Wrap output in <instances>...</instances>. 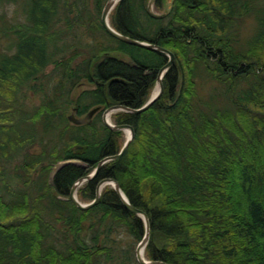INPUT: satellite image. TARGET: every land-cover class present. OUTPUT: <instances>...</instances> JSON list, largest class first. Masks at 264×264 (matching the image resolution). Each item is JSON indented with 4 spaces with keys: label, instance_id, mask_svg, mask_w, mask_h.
Returning <instances> with one entry per match:
<instances>
[{
    "label": "trees",
    "instance_id": "obj_1",
    "mask_svg": "<svg viewBox=\"0 0 264 264\" xmlns=\"http://www.w3.org/2000/svg\"><path fill=\"white\" fill-rule=\"evenodd\" d=\"M107 1L0 0V264H141L134 246L145 221L113 185L88 208L69 197L124 144L104 109L142 106L169 60L111 36L101 23ZM165 3L119 0L110 13L115 30L175 61L147 109L113 114L134 137L77 196L91 201L100 180L116 179L149 216L148 259L264 264V0H172L154 12L163 16L150 14ZM11 5L22 18L8 17ZM199 77L222 91L201 95ZM95 106L89 122L70 120L72 107ZM65 158L86 165L51 176Z\"/></svg>",
    "mask_w": 264,
    "mask_h": 264
},
{
    "label": "water",
    "instance_id": "obj_2",
    "mask_svg": "<svg viewBox=\"0 0 264 264\" xmlns=\"http://www.w3.org/2000/svg\"><path fill=\"white\" fill-rule=\"evenodd\" d=\"M119 0H108L102 10V14H101V23L104 26L105 30L113 37L132 44V45H136L139 47H143L146 49H150V50H155V51H159V52H163L165 54H167L169 56V60L168 62L159 70L158 76H157V82H159V90L155 95H151L150 98L140 107H130L124 104H114L110 107H107L104 112H103V121L109 125L110 127H112L113 129H130V135H128L126 141L124 142L121 150L118 153L115 154H110L107 155L105 157H103L97 164L96 168L89 174L80 177L71 187L70 189V198L76 203V205H78L80 208H88L91 207L93 205H95L101 196V191L103 188L104 183L106 182H111V184L114 186V188L116 189V191L118 192L120 198L122 199L123 203L132 211L138 213L145 221V234L143 236V238L140 240V242L138 243L137 247H136V257L138 259V261L141 264H173L161 259H148L144 256V250L145 247L147 245V242L149 240L150 237V221H149V216L147 214L146 211H144L143 209L133 205L128 197L126 196V194L123 192V190L120 187L119 182L111 177H106L103 178L102 180L99 181L97 187H96V195L95 197L91 200V201H87V202H83L81 201L78 196H77V190L78 187L85 181L88 179L93 178L94 176H96V174L98 173V171L100 170L101 166L108 160L110 159H116L119 158L127 149L130 141L133 139L134 137V128L132 125L128 124V123H112L110 121V119H108L107 117V113L108 112H112L113 110H125V111H132V112H140L143 111L145 109H147L163 92L164 90V83H163V75L166 72V70L174 63L175 61V55L172 51H170L169 49H166L162 46L159 45H155L152 43H148V42H144V41H140L134 38H131L129 36L123 35L120 32H118L117 30H115L109 22V17H110V13L112 12V10L114 9V7L116 6V4L118 3ZM150 14H152L153 16L156 17H161L163 16V14H156L154 12H152V7H150L149 9ZM99 106H95L93 108H91L87 113H85L83 116H77L76 112H77V107H75V112L69 114V118L72 122L74 123H86L89 122L92 119V116L95 114V112L97 110H99ZM78 163L81 165H86V163L81 160V159H77V158H65V159H61L58 160L52 169L51 172V176H53L55 174V172L64 164L66 163ZM67 198V197H65Z\"/></svg>",
    "mask_w": 264,
    "mask_h": 264
},
{
    "label": "rangeland",
    "instance_id": "obj_3",
    "mask_svg": "<svg viewBox=\"0 0 264 264\" xmlns=\"http://www.w3.org/2000/svg\"><path fill=\"white\" fill-rule=\"evenodd\" d=\"M171 1L172 0H166V3L164 4V10L163 11H160V10L158 11L152 6V12H156V13L166 12L169 9L170 5H171ZM6 11H7V14H8L9 18H22V16H23L22 12H21V8L18 5L9 6L6 9ZM247 26H249V24ZM199 82H200L199 83V92L201 93V95H206V94L209 95L211 93H220L222 91V88H223V86L217 84L216 81H214V80H212L210 78L199 77ZM157 85H158V83H157V80H156V83H155V85H154V87L152 89L151 95L152 94L155 95V90H156ZM83 88H85V86H81L77 92L81 91ZM32 99H33V101H38V99L36 97H33ZM117 111H119V110L116 109V110H113L112 112H110V121L112 123H115L114 119H113V114L115 112H117ZM73 112H75V110L72 107L70 109L69 113L71 114ZM76 115L77 116H83L84 114H79V113L76 112ZM123 133H124V142H125L127 137H128L127 130L126 129L123 130ZM105 185H112V184L104 183L103 187ZM85 202H87V201H85ZM114 235H115V237L117 239H121V240L123 239L124 242L127 241V239H129L128 234L123 229L115 231ZM137 245L138 244L136 243V245L134 246L135 250H136Z\"/></svg>",
    "mask_w": 264,
    "mask_h": 264
},
{
    "label": "bare ground",
    "instance_id": "obj_4",
    "mask_svg": "<svg viewBox=\"0 0 264 264\" xmlns=\"http://www.w3.org/2000/svg\"><path fill=\"white\" fill-rule=\"evenodd\" d=\"M157 83H158V85L156 87L155 94L159 90V82H157ZM107 117H108V119H110V112L107 113ZM126 130H127V134L130 135V129L127 128ZM106 183H110L111 184V182H106Z\"/></svg>",
    "mask_w": 264,
    "mask_h": 264
},
{
    "label": "flooded vegetation",
    "instance_id": "obj_5",
    "mask_svg": "<svg viewBox=\"0 0 264 264\" xmlns=\"http://www.w3.org/2000/svg\"><path fill=\"white\" fill-rule=\"evenodd\" d=\"M105 109H106V108H105ZM105 109H104V110H105ZM103 112H104V111H103ZM102 118H103V113H102Z\"/></svg>",
    "mask_w": 264,
    "mask_h": 264
}]
</instances>
